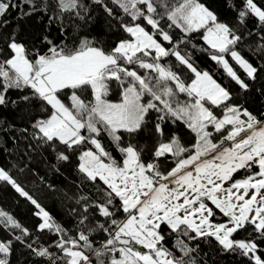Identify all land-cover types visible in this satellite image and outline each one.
Here are the masks:
<instances>
[{
    "label": "snow or ice",
    "instance_id": "obj_1",
    "mask_svg": "<svg viewBox=\"0 0 264 264\" xmlns=\"http://www.w3.org/2000/svg\"><path fill=\"white\" fill-rule=\"evenodd\" d=\"M229 6L233 23L201 0H0V110L14 113L0 112V145L79 179L66 228L0 167L35 232L56 237L0 208V264L14 242L43 264H264V111L245 107L257 81L264 96V0ZM99 11L120 34L108 48L81 34ZM33 18L37 35L22 36ZM194 36L239 90L196 63Z\"/></svg>",
    "mask_w": 264,
    "mask_h": 264
},
{
    "label": "trees",
    "instance_id": "obj_2",
    "mask_svg": "<svg viewBox=\"0 0 264 264\" xmlns=\"http://www.w3.org/2000/svg\"><path fill=\"white\" fill-rule=\"evenodd\" d=\"M210 10L216 12L219 19L229 23H233L236 19V12L229 6L230 3H235L237 7L240 6V0H201ZM16 13L12 16L15 17ZM11 18V17H10ZM106 17L103 11H99L96 20L83 34H88L90 38L95 37L99 42H102L105 48L113 46V41L119 38V33L113 31L106 22ZM17 21L13 19L12 26L15 27ZM252 21H248V27H252ZM21 35L27 36L29 38L37 35L41 25L37 24L35 19H26L20 22ZM55 31V29H53ZM193 43L196 44L197 50L193 52V59L201 68L214 72V78L218 80L223 86L228 87L230 90H239V86L227 78L223 74L222 70H217L214 62L210 58L198 49L200 47H207L202 38L199 36H194ZM189 51L192 49L189 48ZM246 58L252 60V55L248 51L242 53ZM231 62V61H230ZM233 63L234 67L237 68L238 74L243 77V70L239 69ZM255 63V61H253ZM260 87V82L257 81L253 85L251 93L246 97L245 107H248L249 111L253 112L255 115H259L260 112L264 111V96H261L255 91L256 88ZM243 95V93H241ZM12 98H16L15 93H11ZM113 99L115 97H112ZM183 98V97H181ZM4 115L12 118L14 113L11 110H0ZM23 126V125H19ZM180 131L182 132L185 139H188L189 133L180 126ZM7 148V151H5ZM27 163V168L25 164ZM48 163H54V160L49 156ZM0 167H4L6 170H11V174L17 181L28 191L37 201L45 208L46 211L57 222L61 223L66 228H72L75 217L72 215V209L79 210V205L75 203V199H69L68 197H74L77 193V188L75 184H79V179L74 172L70 170H63V174H58L51 171L45 164L43 160L39 157H34L29 163L25 157L23 160L13 151V145L11 141L8 143L0 145ZM25 168L23 173L19 172L18 169ZM30 169V171H29ZM241 174L236 175V178H241ZM43 178V179H42ZM75 181V184L73 183ZM49 185H53V188H49ZM87 191V189H85ZM67 193V195H65ZM0 208L10 212L20 223L33 231L35 235H41L42 242L50 243L56 237L53 234H39L35 232L36 225L41 222L40 218L34 215L36 209L30 204L25 198L20 197L18 193L15 192L8 185H4L0 182ZM18 234V233H16ZM11 234L7 233L2 227H0V240L10 239ZM100 239L101 237H96ZM173 243V238L167 240V246H171ZM214 247V245H213ZM201 248L205 252H209V256H214V253L210 250L208 245L201 244ZM12 256L19 264H43V258L34 257L28 249H26L22 244L14 242ZM215 259L218 264H234V258L226 254L221 256H216ZM209 264H211V259H209Z\"/></svg>",
    "mask_w": 264,
    "mask_h": 264
},
{
    "label": "rangeland",
    "instance_id": "obj_3",
    "mask_svg": "<svg viewBox=\"0 0 264 264\" xmlns=\"http://www.w3.org/2000/svg\"><path fill=\"white\" fill-rule=\"evenodd\" d=\"M226 186V185H225ZM11 260V264H19L17 260H15V258L11 255L10 257Z\"/></svg>",
    "mask_w": 264,
    "mask_h": 264
}]
</instances>
